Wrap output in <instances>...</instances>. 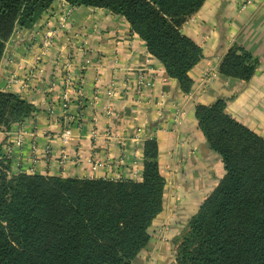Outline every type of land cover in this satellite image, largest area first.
<instances>
[{"label": "crops", "instance_id": "1", "mask_svg": "<svg viewBox=\"0 0 264 264\" xmlns=\"http://www.w3.org/2000/svg\"><path fill=\"white\" fill-rule=\"evenodd\" d=\"M182 33L203 50L188 94L125 18L64 0H56L33 30L16 31L0 62V92L36 109L0 132L2 152L23 133L11 159L14 174L141 182L145 144L157 141L164 210L133 264H177L173 245L159 246L161 232L168 241L178 238L225 176L198 128L197 106L228 99L227 114L264 139V0H207ZM234 45L257 61L252 79L216 72L203 85ZM172 199L182 200L178 208L171 209ZM171 210L177 221L167 223Z\"/></svg>", "mask_w": 264, "mask_h": 264}, {"label": "trees", "instance_id": "2", "mask_svg": "<svg viewBox=\"0 0 264 264\" xmlns=\"http://www.w3.org/2000/svg\"><path fill=\"white\" fill-rule=\"evenodd\" d=\"M56 0H0V62L16 31H31ZM121 16L185 94L203 50L182 33L207 0H64ZM258 63L244 49L219 73L249 81ZM36 112L0 92V132ZM198 128L223 163L224 178L176 244L177 264H264V139L226 112L224 100L196 107ZM0 147V264H133L164 210L166 181L157 141L144 147L141 182L14 174Z\"/></svg>", "mask_w": 264, "mask_h": 264}, {"label": "rangeland", "instance_id": "3", "mask_svg": "<svg viewBox=\"0 0 264 264\" xmlns=\"http://www.w3.org/2000/svg\"><path fill=\"white\" fill-rule=\"evenodd\" d=\"M196 44V43H195ZM197 45V44H196ZM198 46V45H197ZM234 48H238V49H243L240 45H234L233 47H231V49H234ZM230 49V50H231ZM220 66V65H219ZM220 74L219 73V67L217 68V70H210V71H208V73H207V75L205 76V78H204V80H203V82H202V84L204 85L205 84V86H206V82H205V79L207 80L208 78H212V77H214L215 76V74ZM210 75V76H209ZM218 100H224L225 101V103H226V108H227V103H228V99H225V98H219ZM218 100H216V101H218ZM215 101V102H216ZM166 188V187H165ZM180 202H182V200L181 199H172V203H171V209H174V208H178L180 205H178L177 203H180ZM200 207H201V205H200ZM200 207H199V209H200ZM172 211V213H171V216H170V218L168 219V221H167V223H172V222H176L177 221V219H176V214H175V211H173V210H171ZM195 215V214H194ZM193 215V216H194ZM192 216V217H193ZM189 216H185V217H183V218H180V223L181 222H183L184 221V223H185V221H186V219L188 218ZM191 217V218H192ZM190 218V219H191ZM190 221V220H189ZM189 221L187 222V224H186V227H185V230L187 229V226H188V223H189ZM184 230V231H185ZM183 231V232H184ZM165 230L164 231H162L161 232V235H160V240H159V243H160V245L159 246H161V243H163V244H169V242L173 245V247H174V250H173V255L172 256H174L175 257V259H176V244H177V241H178V239L181 237V235L183 234V232H182V234L178 237V238H176V239H173V241H168L167 240V237H166V235H165ZM135 262V261H134ZM133 262V263H134Z\"/></svg>", "mask_w": 264, "mask_h": 264}, {"label": "built area", "instance_id": "4", "mask_svg": "<svg viewBox=\"0 0 264 264\" xmlns=\"http://www.w3.org/2000/svg\"><path fill=\"white\" fill-rule=\"evenodd\" d=\"M251 4V2H248V5ZM71 136V130H66L64 132V138L65 140L67 138H69ZM23 145V133H18L13 137V140L10 142L9 145H7L4 149H3V158L10 160L13 157L14 152L16 151V149L20 148ZM18 174H22V173H18Z\"/></svg>", "mask_w": 264, "mask_h": 264}]
</instances>
